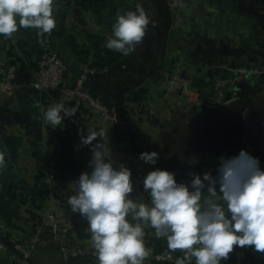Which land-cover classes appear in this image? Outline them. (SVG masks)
Segmentation results:
<instances>
[{
  "label": "crops",
  "instance_id": "1",
  "mask_svg": "<svg viewBox=\"0 0 264 264\" xmlns=\"http://www.w3.org/2000/svg\"><path fill=\"white\" fill-rule=\"evenodd\" d=\"M171 25L164 26L158 0H55L57 22L55 47L69 67L79 73L86 52L94 50L90 33L110 37V23L116 14L145 4L156 26L149 25L140 48L131 53L133 68L124 76L100 74L91 87L115 101L122 112L120 126L104 122L79 103L59 101L54 92H39L29 85L37 73L40 48L35 29L21 28L11 39L0 35V55L16 64L17 87L9 98L0 94V147L6 146V169L0 173V218L25 244L34 242L44 210L52 207L65 213L63 195L91 156L90 147H77L78 128L104 129L106 160L114 167L124 164L132 172L131 198L147 202L143 178L151 170L166 169L178 183H190L192 173L210 171L215 177L220 157L240 153L238 138L254 141L264 162V79L252 74L235 86L242 99L226 108L211 111L188 102L168 82L176 75L193 79L204 100L215 96L206 75L217 76L225 66H261L264 63V0H167ZM166 29V31H165ZM85 52V53H84ZM126 82L127 84H124ZM142 89H146L141 93ZM231 98V95L228 96ZM63 102L78 107L76 115L64 120V127L53 129L42 122L41 112ZM22 144L13 150L12 142ZM40 141L45 153L48 187L40 171ZM96 143V141H93ZM156 151L155 165L139 159L142 152ZM91 171V170H90ZM219 191V185H217ZM206 195V193H205ZM3 203V204H2ZM145 240L157 241L152 229ZM82 233L78 235L80 239ZM42 246L32 255L33 264H64L56 241L45 232ZM9 246L8 242H5ZM159 248V246L157 245ZM0 264H18L0 249ZM221 264H264V254L251 248H236Z\"/></svg>",
  "mask_w": 264,
  "mask_h": 264
},
{
  "label": "clouds",
  "instance_id": "2",
  "mask_svg": "<svg viewBox=\"0 0 264 264\" xmlns=\"http://www.w3.org/2000/svg\"><path fill=\"white\" fill-rule=\"evenodd\" d=\"M55 0H0V35L11 39L21 28L51 34L57 28ZM156 26L145 8L116 14L109 50L128 56L142 44L149 25ZM78 107L55 103L42 110L43 124L64 127ZM79 147H90L91 171L75 181V194L67 203L87 221L98 264H144L152 250L145 245L146 229L166 239L170 252L180 251L175 264H221L236 248L264 254V170L260 161L244 149L236 157H220L217 175L192 173L190 183H178L175 174L156 168L143 178L147 202L131 198L132 172L124 164L106 160L104 129L78 128ZM96 141V143H93ZM6 146L0 147V173L6 167ZM139 159L155 165L156 151L142 152ZM219 185V191H217ZM206 193V195H205Z\"/></svg>",
  "mask_w": 264,
  "mask_h": 264
},
{
  "label": "built area",
  "instance_id": "3",
  "mask_svg": "<svg viewBox=\"0 0 264 264\" xmlns=\"http://www.w3.org/2000/svg\"><path fill=\"white\" fill-rule=\"evenodd\" d=\"M256 1L261 2V0ZM35 40L40 48V54L37 59V73L30 80V86L39 92L56 93L59 101L79 103L106 123L114 126L124 123L125 117H123L119 105L113 100L107 101L104 95L100 92L97 93L91 87V79L100 74L108 75L111 72V67L105 66L99 69L89 62H82L79 73L71 76L68 65L55 47V29L51 34H39L35 29ZM224 68L225 71L217 76L206 75L204 77V81L209 82L215 90V96L210 100L200 97L193 79L176 75L167 80L162 76L158 82H168L169 89H177L179 94L190 103L207 110L220 111L226 108L230 101L242 99V96L235 92V86L239 81L252 74L259 75L264 79V63L257 67L228 65ZM17 78L16 64L0 55V94L8 98L12 96L14 90L20 86ZM229 95L231 98H228ZM239 137L240 151L244 149L252 156L257 157L261 169L264 170V162L258 156L254 141L242 135ZM90 157L65 191L67 193L63 195L65 214L59 215L51 206L46 208L34 242L30 246L22 242L15 235L13 228L0 218V249L7 251L11 260L17 258L18 264H33L32 255L43 245L42 235L48 232L56 241L57 248L55 247V249H58L59 258L63 260L64 264H98L90 234L84 231L88 226L87 221L78 213H73L67 203L68 197L75 194V181L79 175L84 171L90 172ZM81 233L82 237L79 239L78 235ZM7 241L9 246L5 245ZM145 245L152 250V253L144 261V264H175L177 258L183 257V253L180 251L170 252L166 239L163 238L160 239V244L156 240H145ZM192 264H195L194 259Z\"/></svg>",
  "mask_w": 264,
  "mask_h": 264
},
{
  "label": "trees",
  "instance_id": "4",
  "mask_svg": "<svg viewBox=\"0 0 264 264\" xmlns=\"http://www.w3.org/2000/svg\"><path fill=\"white\" fill-rule=\"evenodd\" d=\"M139 4H141L145 8V11L148 13L146 5L142 3ZM135 7L132 10H135ZM113 24L114 23H110L111 32H112ZM88 38L91 44L93 45L94 50L92 51V56L90 57L87 51H85L86 53L84 52L85 54H87L84 57L86 58L84 59L85 62H89L91 65L96 66L99 69L105 66H109L111 67V72H109L108 75H113V76H124L127 72H129L133 68L134 60L131 57V54L128 56H123L121 53L113 50H109L105 46L108 36L90 33L88 35ZM140 46L141 44L137 45L135 50L137 51L140 48ZM145 90L146 89H142L141 93H144ZM104 97L107 101L109 100L106 96ZM11 142H12L13 150H16L22 144L21 139H16L15 141H11Z\"/></svg>",
  "mask_w": 264,
  "mask_h": 264
},
{
  "label": "water",
  "instance_id": "5",
  "mask_svg": "<svg viewBox=\"0 0 264 264\" xmlns=\"http://www.w3.org/2000/svg\"><path fill=\"white\" fill-rule=\"evenodd\" d=\"M158 3L160 5L161 12L164 15V19H165L164 26L166 27V29H168L170 27L171 21H172V15H171V12H170L169 7H168V1L167 0H158ZM166 29H165V31H166ZM124 84H127V83L124 82ZM39 149H40L39 150L40 171L42 172L41 180L43 182V186L45 188H47L48 187L47 178L44 175V171L46 170V166H45V153H44L43 145H42L41 141H40Z\"/></svg>",
  "mask_w": 264,
  "mask_h": 264
}]
</instances>
